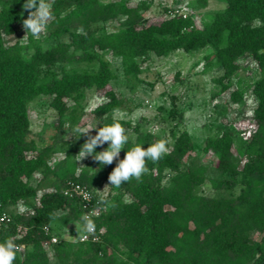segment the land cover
<instances>
[{
    "label": "trees",
    "instance_id": "16d2710c",
    "mask_svg": "<svg viewBox=\"0 0 264 264\" xmlns=\"http://www.w3.org/2000/svg\"><path fill=\"white\" fill-rule=\"evenodd\" d=\"M223 1L224 7L198 28L190 17L181 15L139 26L147 8L143 1L130 5L128 0H54L53 18L46 26V38L54 42L42 47L32 35L24 43H2V36L13 34L28 12L22 8L25 0H0V214L10 217L0 223V243L13 237L25 246L14 264H49L41 245L49 235L42 228L48 227L53 235L56 221L82 224L76 199L62 194L65 182L85 185L97 199L95 187L109 183L108 175L116 166L115 161L100 166L89 157L85 168L78 170L72 155L79 147H66L68 142L59 135L68 108L64 98L79 105L85 89L101 93L103 102L92 108L98 127L120 123L134 133L120 159L134 146L152 144L149 131L112 117L119 99L110 87L113 74L100 52L109 50L119 57L122 73L135 76L149 52L161 56L209 46L211 51L203 59L205 65L214 60L221 68L214 79L221 91L228 88L223 81L235 71L242 54L249 53L255 66L264 69V0ZM115 18H121L115 30L93 29ZM64 34L67 40L58 39ZM82 63L95 68H83ZM54 65L59 66L57 72ZM250 91L255 106L240 168L232 158L230 130L206 136L201 148L212 155L219 173L208 179L211 188L232 190L238 185L236 194L198 192L205 179L204 166L182 165L193 143L184 128L177 129L170 133L169 154L156 163L147 162L149 173L142 182L132 180L119 189L109 185V206L101 204L102 211L91 217L96 230L103 229L99 241H78L79 232L72 239L49 243L54 264H264V76L252 81ZM38 95L49 96L48 104L57 116L52 142L40 147L29 137L27 117V103ZM241 98V91L229 92L231 102ZM56 143L65 148L51 162ZM35 173L39 177L32 185L29 180ZM18 203L28 204L29 211H7ZM252 232L259 237L252 239Z\"/></svg>",
    "mask_w": 264,
    "mask_h": 264
},
{
    "label": "rangeland",
    "instance_id": "374dc122",
    "mask_svg": "<svg viewBox=\"0 0 264 264\" xmlns=\"http://www.w3.org/2000/svg\"><path fill=\"white\" fill-rule=\"evenodd\" d=\"M106 1V0H103ZM143 1L147 8L142 12V20L139 26L159 21L172 15H184L192 19L195 27H201L211 15L224 7L223 0H128L130 5ZM121 18L108 20L93 27L95 31H113L119 27ZM254 24L257 22L254 21ZM30 33H25L22 23H17L15 32L2 36L4 45L15 41L24 43ZM58 39L67 40L68 34ZM42 47L48 46L54 40L46 38V30L38 39ZM211 51L209 46L183 51L173 50L166 55L157 56L148 53L145 60L139 62V72L133 75H124L121 69L119 57L109 50L100 52L105 59L113 78L110 87L119 99V107L111 112L112 117L129 121L130 125H136L142 130L152 134V144L160 139L168 141L170 149L172 131L184 128L193 143V149L186 153L182 159V165L200 163L204 166L205 179L199 186L198 192L208 196H228L236 194L238 185L232 190H214L208 179L218 177L219 173L213 168V157L210 153H203L201 148L206 136L218 135L222 130L228 129L232 133V158L238 168L244 161L243 149L246 138L252 129L251 113L255 106V98L250 91V84L260 76H264V69H258L253 63L249 53L242 54L237 60V68L223 82L228 85L224 91L220 90L219 83L214 79L221 74V68L214 62L205 65L203 56ZM81 67L92 70L95 65L81 64ZM59 70L58 65L52 67ZM238 90L242 93L239 102L234 103L229 99V92ZM100 92L91 89L84 90V98L79 105L73 104L70 98H64L67 110L63 115V123L60 129V137L68 142L66 147L81 145L86 140L82 134L79 138L73 129L80 127H98L99 120L93 115L92 108L103 101ZM49 96L38 95L27 103V117L31 133L29 137L34 139L40 147L51 143L55 132L53 124L57 121L55 111L48 104ZM130 139L134 133L125 129ZM95 129L91 130L90 135ZM50 155V160L57 159L62 155L65 147H58ZM76 152L72 155L76 160ZM89 157L75 161L78 166L83 165ZM39 176L34 174L29 180L34 184ZM95 194L100 198L110 195L108 183H102L95 187ZM21 205L28 208V204L18 203L16 206L7 208L8 212H19ZM60 212V211H58ZM53 235L56 239H72L81 232L80 223L71 222L61 225L56 221ZM77 231H76V226ZM259 233L252 232L250 237L257 239ZM47 254L49 264H54L50 245L43 248Z\"/></svg>",
    "mask_w": 264,
    "mask_h": 264
},
{
    "label": "clouds",
    "instance_id": "9594fccd",
    "mask_svg": "<svg viewBox=\"0 0 264 264\" xmlns=\"http://www.w3.org/2000/svg\"><path fill=\"white\" fill-rule=\"evenodd\" d=\"M53 3L54 0H25L22 5V8L28 12L27 18L22 21L25 33H30L37 40L40 39L41 33L46 30L48 22L53 18ZM93 129H95V135H90ZM73 131L76 134L74 136L76 138H79L82 134L86 137L75 156V161L91 157L100 166L112 165L115 161L116 166L109 173L107 179L108 185L116 189L132 180L142 182V177L149 173L147 162L150 160L156 163L169 154L168 141L160 139L147 148H143L141 145L134 146L125 152L123 159H120L121 150L124 149L129 140L125 128L120 123L105 127L76 126ZM105 144H107V147L102 151H94L97 147H103ZM83 168L85 166L81 165L78 170L82 171ZM85 200H90V196L86 194ZM98 204H103L105 207L109 206L106 197L100 199ZM27 211L29 209L24 205L20 206L19 212L21 214ZM53 219H59V217H53ZM80 219L82 225L79 231H83L85 235L80 236L79 239L87 240L88 236L95 237V221L87 213L83 214ZM24 247L23 245H18L13 237H7L0 243V264H14L17 252Z\"/></svg>",
    "mask_w": 264,
    "mask_h": 264
},
{
    "label": "built area",
    "instance_id": "2783aa9c",
    "mask_svg": "<svg viewBox=\"0 0 264 264\" xmlns=\"http://www.w3.org/2000/svg\"><path fill=\"white\" fill-rule=\"evenodd\" d=\"M181 16H184L183 14ZM62 194L69 197V198H75L77 201V204L82 212V215L87 213L90 217L98 215L102 211L101 204H98V201L100 198L94 199L91 191L83 184H80L73 180H67L65 182L64 188L62 189ZM90 196V200H85V195ZM10 217L6 215L5 213L0 214V223L1 222H7ZM43 233L45 235H49L48 240H44L41 242V245L43 248H47L49 246V243H54L56 241V237L49 233L48 227L44 226ZM103 229L98 228L95 233V237L88 236L87 240L97 242L100 239V235L102 234ZM85 235L83 231H81L77 235L78 241H86L79 239L80 236ZM19 252V251H18Z\"/></svg>",
    "mask_w": 264,
    "mask_h": 264
},
{
    "label": "crops",
    "instance_id": "0c3cea01",
    "mask_svg": "<svg viewBox=\"0 0 264 264\" xmlns=\"http://www.w3.org/2000/svg\"><path fill=\"white\" fill-rule=\"evenodd\" d=\"M36 175H38V173H35ZM39 176V175H38Z\"/></svg>",
    "mask_w": 264,
    "mask_h": 264
}]
</instances>
